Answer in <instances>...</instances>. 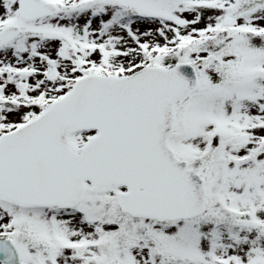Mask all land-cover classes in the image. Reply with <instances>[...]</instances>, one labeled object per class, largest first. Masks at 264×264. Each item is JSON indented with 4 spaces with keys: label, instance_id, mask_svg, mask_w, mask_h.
I'll return each mask as SVG.
<instances>
[{
    "label": "snow or ice",
    "instance_id": "snow-or-ice-1",
    "mask_svg": "<svg viewBox=\"0 0 264 264\" xmlns=\"http://www.w3.org/2000/svg\"><path fill=\"white\" fill-rule=\"evenodd\" d=\"M0 264H264V0H0Z\"/></svg>",
    "mask_w": 264,
    "mask_h": 264
}]
</instances>
